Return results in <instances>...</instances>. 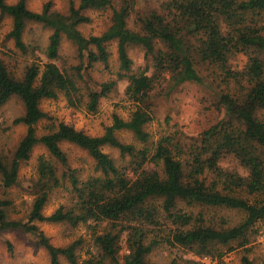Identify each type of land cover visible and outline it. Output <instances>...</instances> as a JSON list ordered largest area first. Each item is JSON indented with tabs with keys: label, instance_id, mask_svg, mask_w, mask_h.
Instances as JSON below:
<instances>
[{
	"label": "trees",
	"instance_id": "1",
	"mask_svg": "<svg viewBox=\"0 0 264 264\" xmlns=\"http://www.w3.org/2000/svg\"><path fill=\"white\" fill-rule=\"evenodd\" d=\"M156 7L136 21L129 20L136 0H69L68 11L51 10L50 2L40 12L30 11L27 0L8 4L0 0V22L9 17L12 27L8 37L15 47L26 52L22 35L27 22L51 30L46 47L48 60L26 67L21 78H15L0 60V109L12 97L20 100L23 114L11 126L22 125L26 132L9 153L0 151V182L4 190L18 182L21 164L30 159L40 144L61 164V174L49 161L40 157L37 165L36 193L26 220L8 218L12 206L0 199V233L20 231L30 235L43 248L50 264H78L76 254L81 241L55 247L39 230L37 223L79 224L92 230V252L81 264H150L148 257L160 246L189 250L198 257L220 258L222 249L230 252L249 243L255 225L264 221V0H158ZM110 10V25L99 36L85 37L78 30L88 23L87 11ZM71 42L89 66L96 63L108 68L110 43H116L119 68L127 78L125 95L134 105L127 119L114 116L101 136L91 137L72 126L51 123L47 132L38 135L36 125L49 120L40 109L43 100L64 96L71 107L80 104L79 73L61 71L54 63L59 57L62 39ZM144 51L145 67L130 73V47ZM237 54L246 56L241 71L231 68ZM226 89L232 83L240 92L222 91L218 103L223 117L203 131L199 143L186 147L172 136H163L149 145L145 127L151 122L150 96L165 75L177 87L185 83L203 84L201 68ZM80 71L81 67L74 69ZM80 80V79H79ZM114 82L101 85L99 92L88 94L87 108L95 111L99 99L106 97ZM244 90V91H243ZM6 130L0 123V133ZM126 131L142 147L126 144L117 132ZM68 142L86 151L94 162V175L80 180L76 170L67 164L59 147ZM104 147L118 151L125 164L117 165ZM234 160L246 174L240 175L220 166L223 160ZM68 181L73 195L70 206H60L49 216L43 208L49 196ZM182 205L237 211L241 220L233 226H217L204 217L183 210ZM131 224L116 230L117 222ZM105 227L100 233L97 228ZM125 233L128 254L118 259L120 236ZM236 244L235 247H229ZM11 251L10 243H6ZM167 264H179L176 258ZM180 264H198L185 260ZM242 264H251L247 257Z\"/></svg>",
	"mask_w": 264,
	"mask_h": 264
},
{
	"label": "rangeland",
	"instance_id": "2",
	"mask_svg": "<svg viewBox=\"0 0 264 264\" xmlns=\"http://www.w3.org/2000/svg\"><path fill=\"white\" fill-rule=\"evenodd\" d=\"M17 1L6 0L8 4H14ZM68 1L27 0L26 6L30 11L40 12L43 5L50 2L52 11L66 14ZM160 5L161 1L158 0H136L129 20L130 28H136L138 17L144 16ZM86 15L89 22L78 27V30L85 37L99 36L110 25L111 11L108 9L87 11ZM11 27V19L3 17L0 22V60L7 66L9 73L15 78H21L26 67L31 64L38 65L39 69L42 70L43 65L48 62L45 51L51 30L40 24L27 22L22 40L29 49L22 52L15 47L12 39L8 37ZM108 51L110 54L108 68L100 63L89 66L85 56L80 57L76 47L65 38L62 39L59 57L54 63L61 71L79 73L81 78L79 80L77 77V81L79 82L81 100L80 104L75 107H71L62 95L55 100L41 101L40 109L50 119L42 120L36 125L38 135L46 133L47 126L51 123L55 125L63 123L88 136H101L105 128L111 125L115 115L122 119H127L130 116L134 110V105L125 95L127 78L121 77V75L126 74L119 68L115 42L109 44ZM128 56L132 61L129 74L138 73L140 69L145 67L144 51L140 47H130ZM246 62V56L237 54L230 61L231 68L241 71ZM78 67H81L80 71L74 70ZM200 71L204 78L203 84L185 83L175 87L169 81L170 77L165 75L151 92L149 104L152 120L145 127V131L150 137L149 145L155 144L163 136H172L186 147L199 143L203 131L223 117V109L218 103L221 92L238 94L241 90L234 83L226 89L222 83L211 77L210 72L214 75L213 71H205L203 67ZM107 82H114V87L106 97L99 99L96 110L90 111L87 108L88 94L99 92L101 85ZM22 114V103L16 97H12L0 109V123L6 129L0 133L2 155L9 156V153L13 151L26 132V128L22 125L11 126L13 119ZM260 118L264 120V112L260 113ZM117 137L126 144L142 147L140 143L134 140L132 134L126 131L117 132ZM59 147L66 156L67 164L71 169L76 170L80 180H85L95 174L94 162L86 151L68 142H61ZM103 152L108 154L117 165H123L127 160H122L118 151L113 148L104 147ZM40 157L51 162L57 168L58 175L61 174L60 162L52 158L42 145H36L30 154V159L20 166L17 184L4 190L0 182V199L6 198L12 202V206L7 210L9 219L26 220L36 193L35 183ZM220 166L243 176L246 174V171L232 159L223 160ZM70 190L68 181H64L63 187L55 190L49 196L43 208V215L49 216L60 206H70L73 202V195ZM182 208L194 215L203 212L207 221L213 220L214 224L222 227L233 226L242 218L240 212L226 209L203 210L198 206L191 205H182ZM129 224L131 223L126 220L119 221L116 224V230ZM36 225L48 238L50 244L55 247H65L80 240L81 244L76 251L78 264H81L92 252L93 233L85 225L79 224L76 227H71L66 223L50 222H41ZM108 226V224L103 223L102 227L97 228L98 233ZM7 242L11 245L10 252L7 250ZM119 245L121 248L118 259L122 262V258L128 254L125 233L121 234ZM235 246L236 244H231L229 247ZM225 251L227 248L222 249L223 256L220 258H201L189 250L160 246L150 254L148 260L150 264H167L175 258L179 264L185 260H191L198 264H242V259L247 257L251 264H264V221L255 225L249 234V243L245 247L236 248L230 252ZM60 263L67 264L63 258L60 259ZM0 264H50V260L47 252L37 246L30 235H25L20 231H9L0 233ZM106 264H111V262L106 261Z\"/></svg>",
	"mask_w": 264,
	"mask_h": 264
}]
</instances>
